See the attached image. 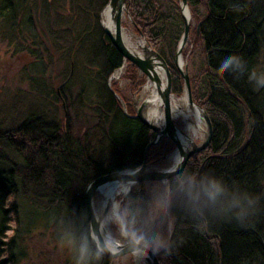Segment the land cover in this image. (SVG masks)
I'll use <instances>...</instances> for the list:
<instances>
[{
    "label": "trees",
    "instance_id": "obj_1",
    "mask_svg": "<svg viewBox=\"0 0 264 264\" xmlns=\"http://www.w3.org/2000/svg\"><path fill=\"white\" fill-rule=\"evenodd\" d=\"M107 1L101 0V5ZM178 2L170 0L166 16L160 0L126 3L135 28L165 61L166 55L175 56L182 34ZM186 2L195 18H200L197 37L203 51V68L194 87L190 82L191 93L210 120L211 140L205 150L187 161L179 175L164 184H138L132 195L146 200L151 186L159 187L162 199L168 195L171 230L166 237L163 226L169 243V251L162 254L164 264H264V82L257 86L251 79L264 53V0ZM197 7L203 9V16L197 15ZM13 10V0H0V19L12 17ZM84 30L87 44L69 40L77 45L70 49L83 59L89 48L95 51L91 60L83 62L87 73L100 75L95 79L99 94L87 105L81 101L87 93L84 86L70 97L67 88L76 73L64 71L59 89L66 112L62 123L34 112L16 129L0 131V150L10 151L19 159V167L13 164L5 177L0 176V234L7 229V214L13 213L6 205L19 196L33 199L47 212L45 215L63 210L72 222L71 232L79 234L88 228L86 247H78V237L72 236L76 264H110V259L91 247L83 192L99 176L138 167L153 133L123 113L107 85V78L122 65L121 56L98 24ZM220 63L227 67L221 69ZM166 64L177 90L180 79L176 69ZM129 67L134 70L131 64ZM81 110L86 115L84 133L75 126ZM156 149L163 152L161 146ZM108 157L111 171L102 161ZM212 177L220 185L215 190L208 184ZM139 203L128 198L123 204L131 236L135 231L143 234L147 227L142 225L151 205L141 209ZM1 239L0 264H9L1 258L5 253L11 256L16 244L13 237L6 242Z\"/></svg>",
    "mask_w": 264,
    "mask_h": 264
},
{
    "label": "rangeland",
    "instance_id": "obj_2",
    "mask_svg": "<svg viewBox=\"0 0 264 264\" xmlns=\"http://www.w3.org/2000/svg\"><path fill=\"white\" fill-rule=\"evenodd\" d=\"M53 1L13 0L12 17L0 19V131L16 129L29 113L34 112L42 113L47 118L62 123L66 112L56 93L57 90L60 91L63 84L64 71L65 74H72L74 71L76 73L75 80L67 88V94L70 97L76 96L82 86L87 89L85 96L80 95L84 105L92 102V97L99 94V86L96 85L95 79L100 75L87 73L85 68L87 64L84 66V62L91 60L95 51L89 48V52L85 54L87 57L83 59L80 53L72 51L77 45L71 44L69 40L76 44L84 42L86 45L84 29L91 30L96 24L100 26V14L104 6L101 5V0H92L91 4L87 3V0ZM178 1L180 4V0ZM169 2L170 0H160L161 12L164 16H166ZM100 5L101 7L98 8ZM188 12L189 33L181 49L180 58L183 62L181 70H186L191 92L190 82L192 86L197 82L203 68V51L197 37V23L200 18H195L189 7ZM195 12L199 17L203 16V9L200 7H197ZM163 26L165 29L168 27V25ZM121 28L124 32H131L135 37H140V31L135 28L128 11L122 17ZM173 32H175L174 29L170 33ZM47 33L52 36L49 37ZM173 36L174 33L172 38ZM71 46L74 48L70 49ZM137 51L141 53L139 49ZM175 57L166 55V61L175 67L180 79L179 83H176L177 90L173 89L171 92L178 98L183 95L184 88L175 65ZM115 72L110 76H113ZM109 77L107 78L108 87L124 103L125 112L128 115H134L133 103L136 102L139 105L146 97L140 100L141 92L148 85L146 78L135 68L132 70L127 62L118 78L109 79ZM133 78L134 83L131 82ZM251 79L257 86L264 82V53L258 58ZM150 90H152L151 87ZM192 95L193 92L191 93L193 103L205 112L202 104L195 97L194 100ZM69 113L71 114V111ZM81 113L77 115L75 126L84 133L87 128L86 115L82 110ZM146 113L147 110L144 111V115ZM175 125L182 129L179 119H176ZM203 126L205 127L204 123ZM163 139L160 143L163 152L156 149L160 147L158 145L160 141H157L151 145L150 149H152L147 157L148 162H155L154 166L160 169H166L172 165L170 156L175 151V146L168 139ZM193 141L199 143L201 140ZM102 161L106 170L111 171L109 157ZM13 164L19 167L18 157L10 151L0 150V176L5 177ZM120 196L116 197L115 201ZM100 201V195L95 194L93 203L97 208ZM10 202L6 205V210H12L13 213L7 214L4 222L7 229L3 235L0 234V238L2 242H6L13 237L16 245L11 251L12 255L5 253L1 261L8 260L9 264H76L73 239L67 234L72 231V222L63 210L60 209L56 214L50 212L45 215L47 212L43 211L33 199L26 200L19 196L12 201L13 203ZM116 203L119 205L118 221L125 233L131 236L124 219L123 206L119 202ZM152 219L153 208L150 206L142 228L149 225ZM116 226L110 225L107 229L112 237L118 240V222ZM164 229L167 237L171 230L170 216L164 224ZM139 234L135 231L132 237L139 240ZM156 257L160 264H164L162 254H156ZM110 264H138V262L135 256L126 255L111 259Z\"/></svg>",
    "mask_w": 264,
    "mask_h": 264
},
{
    "label": "water",
    "instance_id": "obj_3",
    "mask_svg": "<svg viewBox=\"0 0 264 264\" xmlns=\"http://www.w3.org/2000/svg\"><path fill=\"white\" fill-rule=\"evenodd\" d=\"M126 3L127 0H108L101 14L105 9L108 11V18L113 28V34H111L107 27L104 26L101 14L99 19L100 29L108 38L110 44L115 48L117 53L122 58V65L118 70L121 71L126 62L131 64L140 74H142L146 78L148 85L152 88V90H154L155 97L157 98L159 103L156 110V114L159 120L157 122L151 123L144 117V111L146 109V104L148 103V101L141 102L139 105H137L136 102L133 103L135 114L131 117L138 120L143 126L150 130L154 134V139L145 147L144 159L138 167L133 169H122L119 171H114L99 176L90 181L86 185L83 192L84 205L86 217L89 224L90 244L96 254L110 260L126 255H139L141 256V259L145 264H160L156 257V254L154 255L150 250L144 249L141 245L137 244L138 240L126 234L119 221V242L114 244L113 249H109L103 243L99 235V228L103 217L108 211V208L105 207L100 215L95 216L93 210V197L97 193L100 195V189L106 186L119 187L120 184L127 183L129 180H134L136 185L141 183H166L172 177L179 175L184 170L187 161L193 155L202 152L208 147L211 140L212 128L207 114L199 108L202 111L201 118L203 120V123L205 124V135L203 139L199 143H195L193 140L186 139L184 145L179 140L178 136L179 134L182 135V131L175 125V120L172 116L170 103V98L173 96L171 94V76L165 60L150 47V45L144 40L141 33L138 39L142 40L144 42V45L140 48V54H138L135 50L127 49L123 45V42L121 40V20L123 15L127 13ZM179 8L183 21V29L175 52V65L183 81V93L185 94L187 103L188 105L192 106L195 104L193 103L191 98L189 77L186 73V70H181L178 64L181 49L184 46L189 33V22L184 16L185 10L187 11V13H189L186 0H180ZM159 71L163 74V82H161L158 77ZM111 78L112 76L109 77V79ZM56 94L61 100L62 107L64 108V104L58 90ZM113 94L120 106L123 107V113L126 116H129L124 110V103L118 98L115 93ZM161 117L163 119V123L160 124ZM161 138L168 139L175 146V151L177 153L176 162H174V164H172L170 168L166 169L156 168L154 166L155 162L146 161V155L149 147L153 143L159 141ZM167 169H169V173H166L165 170ZM122 186L123 185H121V187ZM121 231L122 235L120 234Z\"/></svg>",
    "mask_w": 264,
    "mask_h": 264
},
{
    "label": "bare ground",
    "instance_id": "obj_4",
    "mask_svg": "<svg viewBox=\"0 0 264 264\" xmlns=\"http://www.w3.org/2000/svg\"><path fill=\"white\" fill-rule=\"evenodd\" d=\"M184 16L187 19V21H190V16L187 11H184ZM102 22L104 26L107 27V29L110 31L111 34H113V28L111 26V23L108 18V11L105 9L103 13L101 14ZM120 37L123 42V45L129 49V50H140V48L144 45V42L142 40H139L137 37H135L131 32H124L123 28L120 30ZM138 54H140L137 51ZM179 67L182 68L183 62L181 58L178 59ZM121 71H116L112 78H118ZM158 77L163 82V74L159 71ZM111 78V79H112ZM150 86L146 85L144 90L141 92L140 97L142 100V97L146 96L143 100L148 101L146 104L147 113L144 115L147 121L154 123L159 120L156 110L158 106V100L155 97L154 90L149 91ZM171 103V110H172V116L174 120L176 119L180 120L182 123V135L179 134V140L182 142V144H185L186 139L190 140H202L205 135V127L203 126V120H202V111L196 107L195 105H188L185 94L183 93L182 96L176 98L172 96L170 98ZM163 123V119L161 117L160 124ZM175 160H173L174 156ZM170 159L172 160V164L176 162L177 160V153L176 151L173 152V154L170 156ZM123 188V186L121 187ZM119 187L115 186H106L102 189H100V197L101 201L99 204V207L97 208L95 204H93V210L95 213V216H98L101 214L103 209L105 207L108 208L107 213L102 219L100 228H99V235L103 241V243L109 248L113 249L114 244L118 243L119 241L112 237V235L108 231V227L110 225H114L112 221L115 222V225H117L118 222V210L119 205L116 203V197L120 196ZM115 202V203H114ZM114 203V204H113ZM113 204V207L111 208V205ZM122 235V231L120 232ZM136 261L138 264H145L144 261L141 259V256L136 255L135 256Z\"/></svg>",
    "mask_w": 264,
    "mask_h": 264
},
{
    "label": "clouds",
    "instance_id": "obj_5",
    "mask_svg": "<svg viewBox=\"0 0 264 264\" xmlns=\"http://www.w3.org/2000/svg\"><path fill=\"white\" fill-rule=\"evenodd\" d=\"M219 67L221 69H224L227 66L223 63H220ZM175 157L176 155L174 156L173 160H175ZM165 171L166 173H169V169ZM208 184L212 187L213 190L220 187L218 180L214 177L208 180ZM121 185H123V188H121ZM135 186L136 184L134 180H129L127 183L120 184L119 192L121 196L116 202H119V204L123 206L126 199L132 198L139 200L140 203L138 207H140L141 209H143L145 205L152 206L153 208L152 222L149 225H147L143 234L140 235L137 244L141 245L144 249L150 250L154 255L166 254L169 251V243L163 234V226L167 222L170 214V207H171L170 200L168 199L167 195H165L164 198L162 199L158 186H151L147 192V199L141 201L140 199L132 195ZM113 204L111 205V208L113 207ZM112 222L114 226L117 227L115 225V222L114 221ZM87 229L82 230L79 234L73 232H67V234L73 236L74 238L78 237V241H77L78 247H86L88 241Z\"/></svg>",
    "mask_w": 264,
    "mask_h": 264
},
{
    "label": "flooded vegetation",
    "instance_id": "obj_6",
    "mask_svg": "<svg viewBox=\"0 0 264 264\" xmlns=\"http://www.w3.org/2000/svg\"><path fill=\"white\" fill-rule=\"evenodd\" d=\"M172 85H174V82H173L172 79H171V92H173V89H174V86H172ZM131 116H132V115H131ZM153 139H154V134H153V138L151 139V141H153ZM163 140H164L163 138H161V139L159 140V141H160L159 144H158L159 146H160V143L163 142ZM151 141H150V142H151ZM150 142H149V143H150ZM149 143H148V144H149ZM148 144H147V145H148ZM150 147H151V146H150ZM150 147H149V149H150ZM149 149H148V150H149ZM146 161H147V160H146ZM147 162H148V161H147Z\"/></svg>",
    "mask_w": 264,
    "mask_h": 264
}]
</instances>
